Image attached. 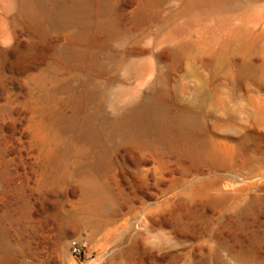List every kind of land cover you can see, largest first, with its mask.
<instances>
[{
    "label": "rangeland",
    "instance_id": "rangeland-1",
    "mask_svg": "<svg viewBox=\"0 0 264 264\" xmlns=\"http://www.w3.org/2000/svg\"><path fill=\"white\" fill-rule=\"evenodd\" d=\"M0 264H264V0H0Z\"/></svg>",
    "mask_w": 264,
    "mask_h": 264
},
{
    "label": "bare ground",
    "instance_id": "bare-ground-1",
    "mask_svg": "<svg viewBox=\"0 0 264 264\" xmlns=\"http://www.w3.org/2000/svg\"><path fill=\"white\" fill-rule=\"evenodd\" d=\"M201 154H202V156L205 158V159H211L215 154H214V152L208 147V146H205L202 150H201ZM87 188H88V190H90V191H92V190H96V189H98L99 188V186L97 185V184H93V183H91V184H88L87 185ZM100 206V208L101 209H104L105 207V204L103 203V204H101V205H99Z\"/></svg>",
    "mask_w": 264,
    "mask_h": 264
},
{
    "label": "built area",
    "instance_id": "built-area-1",
    "mask_svg": "<svg viewBox=\"0 0 264 264\" xmlns=\"http://www.w3.org/2000/svg\"><path fill=\"white\" fill-rule=\"evenodd\" d=\"M71 255L74 259L80 260L83 255V249L85 248L84 244H80L78 242H71Z\"/></svg>",
    "mask_w": 264,
    "mask_h": 264
}]
</instances>
